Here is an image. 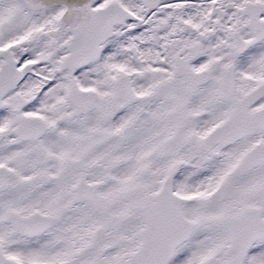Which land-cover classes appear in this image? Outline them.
I'll return each instance as SVG.
<instances>
[{"label": "flooded vegetation", "instance_id": "1", "mask_svg": "<svg viewBox=\"0 0 264 264\" xmlns=\"http://www.w3.org/2000/svg\"><path fill=\"white\" fill-rule=\"evenodd\" d=\"M72 8L0 0V65L15 63L0 108V241L65 242L53 261L0 245L7 256L126 264L144 228L181 217L188 239L168 264H264V0H97L109 14L83 44L106 37L100 57L67 70ZM104 151L124 170L104 167Z\"/></svg>", "mask_w": 264, "mask_h": 264}, {"label": "rangeland", "instance_id": "2", "mask_svg": "<svg viewBox=\"0 0 264 264\" xmlns=\"http://www.w3.org/2000/svg\"><path fill=\"white\" fill-rule=\"evenodd\" d=\"M19 28V22H16L10 28H8V34H12ZM103 155H109L107 160L104 161V167L108 166V170L114 172L115 169L124 170L121 164L116 163V155L114 152L104 151ZM95 158V156H93ZM96 213L94 209L88 204H83V222H87L92 225L95 224L94 218ZM70 226L69 224H60V229ZM58 231L54 235H50L47 238L37 239L32 242H25L16 237H11L5 241H0V245H3L6 250L9 249L12 253L19 255H25L28 260L30 259H47L53 261L59 257V249L65 246V242L59 241ZM88 252V251H87ZM86 252V253H87ZM31 254V255H29ZM96 258L95 252H88L85 256L83 254L80 257H75L74 262L71 264H93Z\"/></svg>", "mask_w": 264, "mask_h": 264}, {"label": "water", "instance_id": "3", "mask_svg": "<svg viewBox=\"0 0 264 264\" xmlns=\"http://www.w3.org/2000/svg\"><path fill=\"white\" fill-rule=\"evenodd\" d=\"M78 2L83 3V0H78ZM91 2L92 1H90V3ZM80 8L82 9L83 7L81 6ZM89 9H90V6H89ZM78 14L83 16V12L78 11V7H77L76 15H78ZM88 14H89V12H88ZM67 60L68 59L66 58V60L64 61V64L66 67L70 65ZM82 66H83L82 63H78L76 67H82ZM2 73H3V68L0 72V76H2ZM4 95H5V91L0 89V100L4 97ZM152 255L149 251L148 243L146 241H144V243L141 245L140 249L137 251L135 258L131 260L130 264H146V262L148 261V258H150V256H152ZM7 262L8 261L5 258V256L0 253V264H7Z\"/></svg>", "mask_w": 264, "mask_h": 264}]
</instances>
